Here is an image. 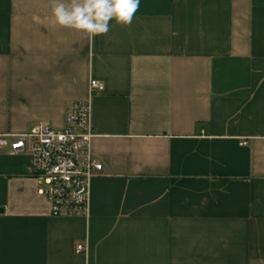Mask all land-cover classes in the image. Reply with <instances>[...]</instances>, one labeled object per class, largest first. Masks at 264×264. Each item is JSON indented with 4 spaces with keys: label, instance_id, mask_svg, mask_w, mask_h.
<instances>
[{
    "label": "crops",
    "instance_id": "crops-1",
    "mask_svg": "<svg viewBox=\"0 0 264 264\" xmlns=\"http://www.w3.org/2000/svg\"><path fill=\"white\" fill-rule=\"evenodd\" d=\"M51 6L0 0V135L87 101L103 169L54 217L32 143L0 149V264H264V0H140L95 39Z\"/></svg>",
    "mask_w": 264,
    "mask_h": 264
},
{
    "label": "built area",
    "instance_id": "built-area-1",
    "mask_svg": "<svg viewBox=\"0 0 264 264\" xmlns=\"http://www.w3.org/2000/svg\"><path fill=\"white\" fill-rule=\"evenodd\" d=\"M104 85L90 82V92L101 93ZM95 134L91 125V105L87 101L71 103L65 115V126L54 130L36 124L22 135H0V149L13 154L25 153L32 143L33 176L38 193L45 197L54 217H87L90 211V189L95 175L103 165L91 153ZM85 250L78 245L77 253Z\"/></svg>",
    "mask_w": 264,
    "mask_h": 264
},
{
    "label": "clouds",
    "instance_id": "clouds-1",
    "mask_svg": "<svg viewBox=\"0 0 264 264\" xmlns=\"http://www.w3.org/2000/svg\"><path fill=\"white\" fill-rule=\"evenodd\" d=\"M140 0H52L54 23L82 32L95 39L110 31L113 20L130 25L139 10Z\"/></svg>",
    "mask_w": 264,
    "mask_h": 264
},
{
    "label": "water",
    "instance_id": "water-1",
    "mask_svg": "<svg viewBox=\"0 0 264 264\" xmlns=\"http://www.w3.org/2000/svg\"><path fill=\"white\" fill-rule=\"evenodd\" d=\"M0 212H1V210H0Z\"/></svg>",
    "mask_w": 264,
    "mask_h": 264
}]
</instances>
